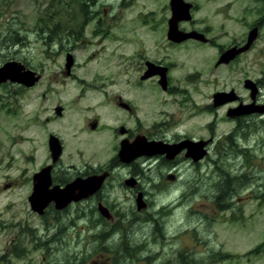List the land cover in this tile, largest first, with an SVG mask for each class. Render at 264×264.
Wrapping results in <instances>:
<instances>
[{"label":"rangeland","instance_id":"rangeland-1","mask_svg":"<svg viewBox=\"0 0 264 264\" xmlns=\"http://www.w3.org/2000/svg\"><path fill=\"white\" fill-rule=\"evenodd\" d=\"M9 1L11 2L9 7L1 10L4 18L0 20V32L4 34L9 32L6 29L7 24L11 32L17 30L16 23H23L26 30H31L35 28V22L39 18H50L47 4L51 1L60 4L74 2L73 0ZM188 1L197 4L194 14L196 24L210 30L209 34L215 43L224 47L241 41L251 23L261 18L264 20V0ZM5 2L8 3V0ZM2 3L3 1L0 0L1 6ZM164 4L165 1L162 0H127L123 2L122 8L118 6V9H122L117 12L121 15L122 31L121 36L113 41L120 43L121 59L109 58L115 56L111 49L107 50L112 41H107L101 46V50L103 48L104 50L99 57L94 60L89 59L83 73L77 77L81 76L87 83H105L106 91L120 90L123 96L138 104V114L143 121L149 117L153 122H168L165 115L178 108L174 100L181 99V90L187 88L195 102V115L187 112L186 109L182 117H179L184 110L178 108L175 115L177 124L165 130V134L169 138L177 134L209 137L207 128L213 120L212 113L205 110L200 112L198 109L208 106L216 89L228 85L237 87L245 76L256 79L264 75V58L259 59L260 65H252L258 52L264 51V29L260 41L254 50L243 58L241 64L235 65L230 70L224 67L215 70L210 60L214 54L212 50L198 48L161 50L157 46L155 40L160 29L153 31L152 35L145 26L141 25L143 23L141 20H145L146 16L143 15L150 10H155L158 14ZM12 20L15 23H10ZM158 26L157 24L154 27ZM153 36V43L150 44L149 39ZM30 37L32 38V35ZM13 41L14 38L11 36V42ZM135 49L139 50L140 55L147 54L150 58L152 54L157 58L170 55L169 62L175 64L171 73L172 83L177 89L174 94H161L158 91L156 94L152 86L154 81L141 82V86H133L142 74L140 71L144 69L143 63L141 64L142 57L134 52ZM157 50L164 55L159 54ZM24 52L22 61L26 60L32 66L46 72L44 83L61 82L58 80V74L51 68V59L43 51L42 42L36 43L31 51ZM102 56L106 61L102 60ZM5 59L1 60L0 56V62ZM84 60L86 56H82L81 61ZM246 60L249 61L248 65ZM136 62L137 66H135ZM96 71H100L98 76L101 77L93 81L90 78H93V73ZM198 71L201 74L197 75ZM63 82L74 87V83L80 80L73 78L65 79ZM190 82L195 86L189 85ZM111 83L114 85L108 86ZM19 92L18 88L12 85L7 88L0 87V264L55 262L58 264H264V166H232V160L225 154L223 157L229 159L228 164H230L227 166H222L214 154L206 158L200 166H191L186 161L183 170L184 186L181 181L178 185H167L166 188V192L169 191L167 194L175 198V204L172 205L168 197L164 198L161 197V193H156L158 195L156 205L167 206L162 213L161 230L155 229L153 224H148L146 220L137 217L134 220L124 211L120 221L129 223L126 231L120 233L115 230L114 223H106L104 227H98L97 218L90 216L83 220L85 227L69 230L72 239L67 235V229L63 230V234L66 232L63 243L56 246L57 250L54 253L49 254L44 248H35L33 240L35 234L42 237L44 231L37 229L41 224L31 210L28 198L32 193V177L46 161L47 154L43 146L45 132L38 126L39 123L33 122L32 116L36 114L37 107L33 93L35 94L36 90L26 93L27 98H32L26 104L21 100L25 95L20 96ZM70 97L71 95L63 97L62 104L65 105ZM101 97L91 96V101H84L82 105L98 106V111L104 113V107L99 104L102 102ZM56 103L47 101L43 107L48 109ZM50 113L48 112V115ZM46 115L47 113H44L42 118ZM68 115H72L76 121L80 120L75 111L72 114L69 112ZM92 115L93 113H90L88 116ZM217 121V134L224 136L230 124L225 121L221 112ZM49 126L45 130H49ZM101 146L99 158L103 159L104 155L112 153L114 142L109 143L104 137ZM74 150L73 144V152ZM262 157L264 158V152L259 154L258 158L253 155L249 162H264ZM211 158L218 160L220 166H213ZM226 162L227 160L225 164ZM234 177L238 178L237 181ZM217 195L220 197L218 199L221 205L224 200L230 203L227 205V207L231 206L230 211L217 205ZM113 200H122L124 206L121 208L124 210L130 204L124 192L120 191L115 193ZM91 207L92 204L85 206L87 210ZM144 214L139 217L147 219V214ZM61 221L58 229L66 224L65 219ZM8 228L24 232L26 253L22 258L8 255L5 250ZM55 228L51 234L58 231ZM105 231L114 233L99 237Z\"/></svg>","mask_w":264,"mask_h":264},{"label":"flooded vegetation","instance_id":"flooded-vegetation-1","mask_svg":"<svg viewBox=\"0 0 264 264\" xmlns=\"http://www.w3.org/2000/svg\"><path fill=\"white\" fill-rule=\"evenodd\" d=\"M2 1L0 20L4 18L1 10L8 8L11 3L9 0L8 3L5 2L6 0ZM73 1L61 4L51 1L47 4L50 18H39L35 22L34 29L26 30L23 23H16L18 26L16 31L11 32L8 28L9 24H7L6 29L9 32L6 34L0 32V56L1 60L6 58L0 62V69L7 64L17 63L22 80L26 78V73L29 74V83L5 80L0 81V87L7 88L11 85L17 87L20 91L19 95H25L21 98L25 104L32 99L27 98L26 93L36 90V93H33V100L37 104L36 114L32 117L34 118L33 122L39 123L38 126L45 132L43 146L47 156L46 161L41 164V168L34 175L50 167L48 171L50 183L45 189L46 192L55 193V190L63 191L68 187L72 188L65 203L57 205L54 200L45 207L43 212H34L41 224V227L37 229L44 231L42 237L35 234L33 238L35 248H44L49 254L57 250L58 244L62 245L63 237L66 234V232L63 234L64 229H67V235L72 239L69 230L85 227L83 220L90 216L97 218L98 227H104L106 223H114L115 230L121 233L129 228L128 222L120 221L125 211L134 220L136 217L146 220L145 222L153 224L155 229L161 230L162 213L167 206L162 204L158 207L156 205L157 194L161 193V197H168L172 205L176 203L175 198H171V194H167L169 191L166 192V188L167 185H178L181 181L184 186L183 170L186 161L191 166H200L206 158L214 154L222 166L230 165L228 164L229 159L232 160V166H264V162H249L253 155L258 158L259 154L264 152V75L256 79L245 76L237 87L228 85L216 89L208 106L198 109L200 112L205 110L212 113L213 120L207 128L209 137L177 134L175 137L169 138L166 136L165 130L177 124L175 115L178 108L184 110L179 117H182L186 109H188L187 112L194 114L195 102L187 88L181 90V99L174 100L178 108L165 115L168 122H153L149 117L143 121L138 114V104L123 96L120 90L117 92L115 90L106 91L105 83H87L81 76L77 77L83 73L89 59L94 60L99 57V54L104 50V48L101 50V46L107 41H112L107 50L111 49L115 56H109V58L119 59L120 57L121 59L120 43L113 40L121 34V15L117 12L122 10V4L127 0ZM162 1H165V4L159 9L158 14L155 10H150L143 15L146 16L145 20H141L143 22L141 25L145 26L148 33L152 35L153 31L160 29L155 40L157 46L161 50L163 48L212 50L215 55L213 54V58L210 60L215 70L222 67L230 70L235 65L241 64L243 58L254 50L263 35L264 20L261 18L249 25L241 41L232 43L228 47L218 45L209 34L210 30L196 24L194 14L197 4L183 0L191 5V19L178 21L177 28L184 34V37L187 34H190L191 37L180 41L173 40L168 36L170 21L173 18L171 0ZM118 6L121 8L118 9ZM10 23L15 22L12 20ZM157 24L159 26L154 27ZM254 29H258V37L248 51L237 53L229 61L219 63L227 51L244 47L248 43L250 32ZM11 36L14 38L13 42H11ZM153 38L154 36L149 39L150 44L153 43ZM41 42L43 51L51 59V68L58 74V80L61 82L44 83L46 72L32 66L26 60L22 61L24 51H31L36 43ZM134 52L142 57L141 64L143 63L144 69L140 71L142 74L139 80L137 79L133 83V86H141V82L154 81L152 86L156 94L157 91L161 94H174L177 89L172 83L171 73L175 64L172 61L169 62L170 55L157 58L152 54V58H150L149 55L147 57V54L140 55L139 50L135 49ZM158 52L164 55L160 51ZM82 56H86V60L81 61ZM262 58H264V51L258 52L252 65H260L259 59ZM123 59H125L124 56ZM102 60L106 61L103 56ZM248 64L249 61H247ZM137 65L136 62L135 66ZM196 73L197 75L201 74L199 71ZM93 75V78L89 77L93 81H97L101 77L98 76L100 71H96ZM73 78L80 80V82L74 83V87L63 82L65 79ZM188 84L195 86L191 82ZM110 85L114 84L111 83L108 86ZM67 94L71 97L64 105L62 104L63 97L68 96ZM91 96H102L100 100L102 102L99 104L102 108L104 107V113L98 111V106L82 105L84 101L90 102ZM87 97L88 99H86ZM47 101L57 103L47 109L43 107ZM161 104L164 106L163 102ZM74 111L78 113L77 118L80 117V120L76 121L72 115H68L69 112L72 114ZM48 112L51 113L48 115ZM219 112L230 124L229 130L224 136H218L216 130ZM44 113L47 115L42 118ZM90 113L93 115L88 116ZM149 114L151 116L150 112ZM48 126L49 130H45L48 129ZM104 137L109 143L114 142V146L111 154L104 155V158L100 159L99 147H102ZM153 143L160 145L162 151L147 149L148 145H153ZM189 143H193L198 148L197 153H199L195 154V157L204 154L202 159L195 161L188 156L187 145ZM73 144L75 145L74 152ZM52 154L56 157L53 158ZM223 154L227 155L229 159L223 157ZM262 159L264 158L262 157ZM211 160L213 166H220L218 160L213 158ZM234 178L237 181L238 178ZM117 191L124 192L130 201L125 210L121 208L124 206L122 200H113ZM62 194L60 195L64 196V193ZM218 198H220L219 195L216 196V199L217 205L220 206ZM87 204H92L90 210L85 208ZM228 204L230 205L228 201L224 200L220 208L225 207V210L228 208L227 211H230L232 208L231 206L227 207ZM144 213L147 214V219L139 217L144 216ZM61 219H65L66 224L58 229V224L62 222ZM53 220L54 222H52ZM54 228L58 231L51 234ZM13 230L14 228H8L6 232L8 239L5 250L8 255L22 258L26 253L24 232ZM26 231L27 229L25 233ZM29 231L32 230L29 229ZM110 233L114 232L105 231L99 237ZM20 243H22V247H20Z\"/></svg>","mask_w":264,"mask_h":264},{"label":"water","instance_id":"water-1","mask_svg":"<svg viewBox=\"0 0 264 264\" xmlns=\"http://www.w3.org/2000/svg\"><path fill=\"white\" fill-rule=\"evenodd\" d=\"M171 7H172V12H173V18L170 21V29H169L168 36L171 39L176 40V41H180V40L187 39V38L191 37L190 34H187L184 37V34L182 32H179L178 28H177V22L178 21L191 19V14H190L191 5L185 3L183 0H171ZM257 37H258V29H254L253 31L250 32L248 43L244 47H242L240 49L234 48V49L227 51L223 55V57L220 59L219 63L229 61L230 59L235 57V55L237 53H242V52L248 51L250 49L251 45L253 44V42L257 39ZM19 72H20V70L18 68L17 63L7 64L0 69V81L10 80L11 82L29 83V74L26 73V75H25L26 78L24 79L25 80L24 81L21 79ZM144 146H142V147H144ZM148 147H147V149H152L153 151H157V152L162 151V149H160V145H158V144L156 145V143H153V145L150 144V145H148ZM157 147H159V149H157ZM187 149L189 152L188 156L192 157L195 161L200 160L204 157V154H201V155H198V157H195L199 152L197 153L198 148L196 146H194L193 143H191V144L189 143L187 145ZM52 156H53V158L56 157L54 154H52ZM58 156H59V154H58ZM49 168L50 167L43 169L40 173L34 175V177H33V180H34L33 192L31 194V196L29 197L28 201H29V204H30L32 211L35 213L36 212H43L45 207L54 200L56 201L57 205L65 203L66 197L69 194H71L70 191L72 188H69V187L63 191H56L55 190V193H50V191H48V192L45 191V189L49 186V183H50L49 182V174H48ZM90 181H93V179H90ZM62 193H64V196L60 195ZM53 196H55V197L59 196V197L55 198Z\"/></svg>","mask_w":264,"mask_h":264},{"label":"trees","instance_id":"trees-1","mask_svg":"<svg viewBox=\"0 0 264 264\" xmlns=\"http://www.w3.org/2000/svg\"><path fill=\"white\" fill-rule=\"evenodd\" d=\"M218 203L220 204V200H218Z\"/></svg>","mask_w":264,"mask_h":264}]
</instances>
